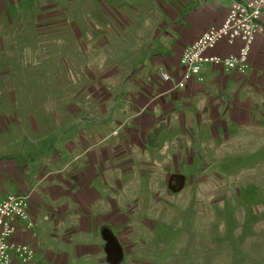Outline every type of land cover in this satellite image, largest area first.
I'll use <instances>...</instances> for the list:
<instances>
[{"label":"crops","instance_id":"crops-1","mask_svg":"<svg viewBox=\"0 0 264 264\" xmlns=\"http://www.w3.org/2000/svg\"><path fill=\"white\" fill-rule=\"evenodd\" d=\"M233 1L18 0L28 3L30 12L18 11L17 21L37 32L43 21L52 33L99 35L86 48L104 54H90L81 79H94L97 66L110 65L92 100L95 111L43 118L33 110L19 129L31 128L38 141L31 144L42 148L0 158V197L31 195L33 227L16 235L36 248L28 264H114L110 257L121 252L116 243L130 230L118 228L131 223L128 204L118 198L128 193V184L118 186L134 177L120 164L116 149L148 161L169 160L168 138H175L172 146L177 147L184 134L220 140L239 131L246 139L249 129L264 130V32L244 74L208 63L203 81L175 91L159 76L165 70L181 77L185 49L221 24ZM235 52L237 45L223 42L211 54ZM24 111H17L16 123L23 122ZM187 153L190 160L195 157V150Z\"/></svg>","mask_w":264,"mask_h":264},{"label":"rangeland","instance_id":"rangeland-1","mask_svg":"<svg viewBox=\"0 0 264 264\" xmlns=\"http://www.w3.org/2000/svg\"><path fill=\"white\" fill-rule=\"evenodd\" d=\"M27 6L0 0V158L42 148L31 144L38 142L31 128L19 129L33 110L43 118L95 111L92 100L110 69L97 66L96 78L81 79L90 54H104L86 48L99 35L52 33L43 21L38 33L16 19L18 11L30 12ZM68 25L75 30L73 21ZM16 110H25L23 122L16 123ZM235 133L220 140L184 134L177 147L168 138L169 160L115 150L134 177L119 182L120 189L128 184V193L118 198L128 204L131 223L118 228L130 230L110 262L264 264V130L249 129L246 139ZM187 150H195L192 160Z\"/></svg>","mask_w":264,"mask_h":264},{"label":"built area","instance_id":"built-area-1","mask_svg":"<svg viewBox=\"0 0 264 264\" xmlns=\"http://www.w3.org/2000/svg\"><path fill=\"white\" fill-rule=\"evenodd\" d=\"M264 0H234L227 16L219 25L210 26L182 54V74L175 79L165 70L159 71L163 82L172 83V90L185 89L194 80L203 81L205 64L222 66L244 74L250 67V56L259 34L264 32ZM237 45V52L228 56L211 54L221 43ZM31 195L13 193L0 197V264H28L36 255L29 242L17 240L16 235L33 227L30 213Z\"/></svg>","mask_w":264,"mask_h":264}]
</instances>
